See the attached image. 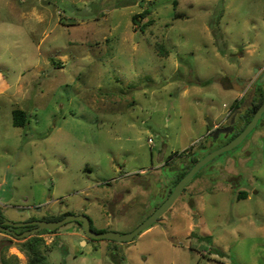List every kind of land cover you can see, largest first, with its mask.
Listing matches in <instances>:
<instances>
[{
    "label": "rangeland",
    "instance_id": "rangeland-1",
    "mask_svg": "<svg viewBox=\"0 0 264 264\" xmlns=\"http://www.w3.org/2000/svg\"><path fill=\"white\" fill-rule=\"evenodd\" d=\"M263 64L264 0H0L3 220L130 233L227 144L204 148ZM54 232L46 264H264V115L133 241ZM24 241L0 232V264H28Z\"/></svg>",
    "mask_w": 264,
    "mask_h": 264
},
{
    "label": "water",
    "instance_id": "water-1",
    "mask_svg": "<svg viewBox=\"0 0 264 264\" xmlns=\"http://www.w3.org/2000/svg\"><path fill=\"white\" fill-rule=\"evenodd\" d=\"M260 82H264V79H261ZM255 91V88L253 89ZM253 94H251L247 99L243 101L241 106H239L237 109H235L232 114L229 117L228 126H233L235 117L238 114H241L248 110L252 104H253ZM264 115V104L261 105L258 110L255 112L252 120L248 123L246 128L233 140H231L229 143L224 145L223 147L212 151L210 154H208L206 157H204L202 160L197 162L192 169L187 173L186 176H184L178 184L175 186L174 190L170 194V196L164 201L162 205H160L146 220H144L136 229L131 231L130 233L120 234L116 232H97L93 230L90 219L85 215H69L65 218L59 220V221H27V222H11L7 220H3L0 223V232H4L7 234H11L16 238L19 239H27L31 236L35 235L36 233H39L40 231L47 230L50 232H54L55 230L61 228L62 226L70 223V222H78L82 226V229L85 233V235L88 238L94 239V240H110L118 243H125V242H131L136 237H138L142 232L149 229L151 226H153L169 209L170 207L175 203V201L178 199V197L181 195L185 187L192 181V179L195 177V175L208 163H210L213 159H215L217 156L229 152L239 146L246 138L247 136L257 127L258 122ZM212 136H215V134H212ZM211 141H208V147L210 146ZM6 226L11 227H26V226H35L34 228L27 230L21 234H17L14 231L10 230Z\"/></svg>",
    "mask_w": 264,
    "mask_h": 264
},
{
    "label": "trees",
    "instance_id": "trees-1",
    "mask_svg": "<svg viewBox=\"0 0 264 264\" xmlns=\"http://www.w3.org/2000/svg\"><path fill=\"white\" fill-rule=\"evenodd\" d=\"M264 101L263 99H256L254 101V108L253 109H249L247 111H245L242 115H240V127L235 131V133L229 138V141L233 140L235 137H237L248 125V123L252 120L256 110H258V108L260 107V105L262 104V102ZM239 104V101L236 102V104H234V106L232 107V109H235V107H237V105ZM29 123L28 120V114L21 110V109H15L13 110V124L16 127L19 128H24L26 127V125ZM205 149H207V143L204 146ZM203 158V157H202ZM201 158V159H202ZM199 162V160L196 157H192L191 162L189 164V166H187L185 169L181 170L178 173V176L176 178V180L174 181V187L178 184V182L187 175V173L192 169V167ZM173 189L169 192L168 196H170V194L172 193ZM246 196L245 193H242V197L240 199H244ZM157 209V208H156ZM70 214H64L58 217H52L48 220L45 221H59L63 218H65L66 216H69ZM3 215L0 211V223L3 221ZM29 222V221H34V219L30 218L28 220H26L25 222ZM80 225V223H79ZM7 228H9L10 230L14 231L17 234H21L27 230H30L32 228H34V226H26V227H11V226H6ZM80 227L82 228V226L80 225ZM45 233H55V232H50L47 230H43L40 231L39 233H36L35 235L31 236L30 238L25 239V241L22 243L21 245V249L22 251L27 255L28 257V264H46V256H45V249H46V245L44 243V239L42 238V235ZM7 234V233H5ZM11 235V234H8ZM13 236V235H11Z\"/></svg>",
    "mask_w": 264,
    "mask_h": 264
},
{
    "label": "flooded vegetation",
    "instance_id": "flooded-vegetation-1",
    "mask_svg": "<svg viewBox=\"0 0 264 264\" xmlns=\"http://www.w3.org/2000/svg\"><path fill=\"white\" fill-rule=\"evenodd\" d=\"M253 69H255V73H252L253 77H252L250 83L244 82V83H242V85H240L241 89H243L244 96L240 99L239 104L237 105V107H235V109H237L239 106H241L243 101L245 99H247L251 94H253L254 97H253V104H252V106L249 109H253L254 108V101L256 99L260 100V99L264 98V82H260L261 79H264V64L262 66L257 67V68L253 67ZM246 87H249V88H246ZM254 88H255V91L253 90ZM263 104H264V101L262 102L261 105H263ZM235 109H231V111H230V113H229V115L227 117L226 124L224 126L217 127L216 130H214L209 135V138H208L207 142L210 140L211 143H216L221 138L229 139L235 133V131L240 127L241 121H240L239 117H240V115H242L244 113L243 112L241 114H238L235 117V121H234L233 126H228L229 117H230V115L232 114V112ZM212 134H215V136H212ZM228 142H230V141H228ZM207 146H208V143H207ZM144 174H148V173L144 172ZM154 174H155V172L153 174L147 175V176H149L148 178H146L145 176L144 177H142V176L132 177L131 182L135 184L134 185L135 187H142L143 190H145V189H147V187L149 185V182L151 181V177L154 176ZM129 192H130L129 189L122 191L121 198L123 197V194H128ZM150 215H148L144 220H146Z\"/></svg>",
    "mask_w": 264,
    "mask_h": 264
},
{
    "label": "built area",
    "instance_id": "built-area-1",
    "mask_svg": "<svg viewBox=\"0 0 264 264\" xmlns=\"http://www.w3.org/2000/svg\"><path fill=\"white\" fill-rule=\"evenodd\" d=\"M150 143H152V141L150 140Z\"/></svg>",
    "mask_w": 264,
    "mask_h": 264
}]
</instances>
